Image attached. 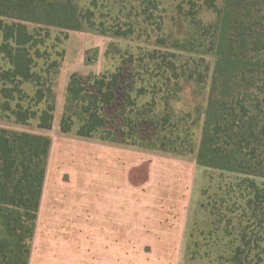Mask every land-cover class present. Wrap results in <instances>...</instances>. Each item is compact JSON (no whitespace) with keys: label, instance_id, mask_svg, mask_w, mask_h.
Masks as SVG:
<instances>
[{"label":"rangeland","instance_id":"1","mask_svg":"<svg viewBox=\"0 0 264 264\" xmlns=\"http://www.w3.org/2000/svg\"><path fill=\"white\" fill-rule=\"evenodd\" d=\"M209 1L70 0L80 30L29 23V29L49 32L34 70L42 73L52 60L59 62L51 130L38 128V118L17 123L3 108L5 100L0 95L1 130L51 139L29 262L34 256L35 264H41V256L50 247L56 256L44 258L43 264H71L65 256L75 248L72 240L84 238L77 246L88 247L94 211L100 214L106 205L111 215L127 213L131 238L122 264H187L188 230L204 216L197 210L202 190L211 193L221 181L237 175L202 167L197 161L208 100L220 99L217 90L211 94L217 15ZM59 3L65 6L67 2ZM214 3L220 8L223 0ZM255 14L243 5L233 18L251 27V16H259ZM116 32L125 34L117 36ZM115 73L120 75L115 100L101 111L107 124L89 138L78 136L85 116L81 103L67 100L70 76L76 75L85 90L92 92L94 79L108 80ZM252 84L256 88H249L247 81L249 89L236 88L234 95L244 96L245 103L262 117L264 75ZM21 89L28 99L20 103L28 107L36 87L23 83ZM44 107L41 103L34 109L40 112ZM62 119H67L68 133L61 132ZM257 147L251 157V165L255 164L251 180L264 187L263 139ZM119 192H126V197L119 200ZM116 230H125L112 232V239L119 240Z\"/></svg>","mask_w":264,"mask_h":264},{"label":"trees","instance_id":"2","mask_svg":"<svg viewBox=\"0 0 264 264\" xmlns=\"http://www.w3.org/2000/svg\"><path fill=\"white\" fill-rule=\"evenodd\" d=\"M65 1L66 5L61 6L59 0H0L3 108L20 124L38 118V128L47 131L51 130L54 118L53 84L59 62L52 60L42 73L34 70L35 59L43 56L39 48L49 32L45 30L42 34L28 25L80 30L75 8L70 6V0ZM214 1L208 2L217 15L212 44L217 60L211 94L217 90L220 99L208 100L197 161L202 167L239 176L227 177L211 193L202 190L197 210L204 216L188 230L185 261L187 264H264V187L251 180V168L255 169L251 157L256 155L257 143L264 140V116L254 113L244 96L234 95L236 88L243 91L250 86L256 88L252 83L264 75V0H250L251 4H245L249 0H223L220 8ZM243 5L259 15L251 16V27L244 20L233 18ZM247 72L251 74L249 77ZM119 76L115 73L108 80L107 77L94 79L92 92L85 90L76 75L70 76L67 100L81 103L85 116L78 136L89 138L107 124L101 111L115 100L114 88ZM23 83L36 87L28 107L20 103L28 99L21 89ZM14 100L17 103L11 107L9 102ZM41 103L45 107L39 112L34 107ZM60 128L63 133L70 131L67 119L61 120ZM50 145L51 139L42 135L0 129V264L29 263Z\"/></svg>","mask_w":264,"mask_h":264},{"label":"crops","instance_id":"3","mask_svg":"<svg viewBox=\"0 0 264 264\" xmlns=\"http://www.w3.org/2000/svg\"><path fill=\"white\" fill-rule=\"evenodd\" d=\"M110 194V193H109ZM101 196V193L99 194ZM98 195V197H99ZM107 194L104 193L103 196H106ZM119 200H122V198L126 197V192L123 194L122 192L118 193ZM97 196V195H96ZM44 193L42 195L40 208L43 202ZM108 206H104V209L100 208L99 213L97 214L94 211V222H92L91 229H92V235H89L86 238V244H88V247L81 248L77 245H79V242L83 243L84 238H77L72 240V245L75 247L74 249H69L71 253H66L67 256L70 257V260L72 261L71 264H78V261L80 259L85 260V264H122V260H127L126 258V251H125V245L129 242V238H131L127 233V213L125 210L124 216H122L123 213H117L115 215H111L110 211L108 210ZM105 210V211H104ZM41 215V214H39ZM42 217V216H41ZM124 217V219H123ZM110 218V219H109ZM90 227V226H89ZM124 228V232L116 230V232L119 235V240L112 239L113 237V231L117 228ZM117 238V237H116ZM138 238V237H137ZM116 244V246L111 245ZM138 239H136V243H138ZM117 243H119L117 245ZM64 244V241H61V245ZM55 253H57L58 250V243L56 245ZM51 249V250H50ZM64 250L63 247L60 249V251ZM84 250V251H83ZM87 251V252H85ZM53 248L48 249V252H46L44 255L41 256V264H43V259L46 258L47 260H52L55 254H53ZM59 253H57L58 255ZM86 254V256H85ZM85 256V257H84ZM34 256L30 257L29 264H35ZM120 261V262H114V261ZM49 264V263H48Z\"/></svg>","mask_w":264,"mask_h":264}]
</instances>
